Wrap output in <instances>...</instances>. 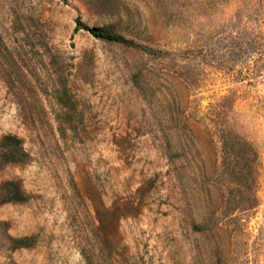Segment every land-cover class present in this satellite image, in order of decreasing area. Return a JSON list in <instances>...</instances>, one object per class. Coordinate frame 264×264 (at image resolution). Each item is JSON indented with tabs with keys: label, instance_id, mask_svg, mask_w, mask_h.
<instances>
[{
	"label": "rangeland",
	"instance_id": "rangeland-1",
	"mask_svg": "<svg viewBox=\"0 0 264 264\" xmlns=\"http://www.w3.org/2000/svg\"><path fill=\"white\" fill-rule=\"evenodd\" d=\"M0 264H264V0H0Z\"/></svg>",
	"mask_w": 264,
	"mask_h": 264
},
{
	"label": "trees",
	"instance_id": "trees-1",
	"mask_svg": "<svg viewBox=\"0 0 264 264\" xmlns=\"http://www.w3.org/2000/svg\"><path fill=\"white\" fill-rule=\"evenodd\" d=\"M79 28H83L87 31H89L92 35H94L97 38H101L103 40H120L121 37L105 28H96V27H89L86 24L83 23V21L78 17L76 19V26L75 29L78 30ZM182 113V116H181ZM183 104H179V102H173L169 104L166 108V114L167 119L165 122V129L163 131V136L167 139V144L164 147L166 151H171L170 148H173V145L171 144V139L175 135L176 127L174 123L178 124V121L184 122L185 118L183 115ZM169 143V145H168ZM167 152V153H169ZM168 155V154H167Z\"/></svg>",
	"mask_w": 264,
	"mask_h": 264
}]
</instances>
